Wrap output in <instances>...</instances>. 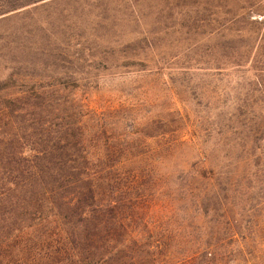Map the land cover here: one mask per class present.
<instances>
[{
    "label": "trees",
    "instance_id": "obj_1",
    "mask_svg": "<svg viewBox=\"0 0 264 264\" xmlns=\"http://www.w3.org/2000/svg\"><path fill=\"white\" fill-rule=\"evenodd\" d=\"M37 1L0 0V14ZM251 71L246 95L259 102L210 119L197 160L172 172L179 109L133 137L126 109L83 110L54 92L0 107V264H264V193L240 180L253 157L246 175L264 174V60Z\"/></svg>",
    "mask_w": 264,
    "mask_h": 264
},
{
    "label": "rangeland",
    "instance_id": "obj_2",
    "mask_svg": "<svg viewBox=\"0 0 264 264\" xmlns=\"http://www.w3.org/2000/svg\"><path fill=\"white\" fill-rule=\"evenodd\" d=\"M257 60L264 0H40L0 14V107L34 102L25 99L34 90L54 92L57 103L83 110L126 109L136 120L133 137L151 133L159 110L179 109L177 136L186 143L162 168L172 172L197 160L192 141L205 147L210 119L259 102L246 95ZM252 160L240 180L256 197L264 174L258 184L246 175L257 170Z\"/></svg>",
    "mask_w": 264,
    "mask_h": 264
}]
</instances>
